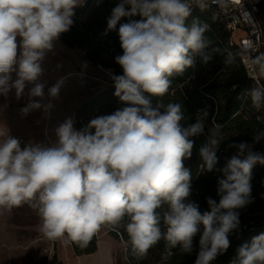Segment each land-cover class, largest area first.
Here are the masks:
<instances>
[{"label": "clouds", "instance_id": "1", "mask_svg": "<svg viewBox=\"0 0 264 264\" xmlns=\"http://www.w3.org/2000/svg\"><path fill=\"white\" fill-rule=\"evenodd\" d=\"M84 2L0 0V96L7 99L14 90L20 100L31 85L27 103L19 110L22 117L42 110L47 118L54 108L51 101L59 97L64 81L48 88L49 100L44 102L42 62L61 34L70 30L75 10ZM212 5L221 12L229 6L228 0H118L105 34L119 25L122 54L115 62L122 74L110 73V78L123 107L79 129L74 118L67 117L55 127L54 140L23 147L6 126L0 127V212L27 205L38 214L45 239L80 248H87L104 227L123 228L138 259L163 240L160 264H167L172 249L191 254L197 234L194 264H212L224 254L229 235L240 225L238 210L252 202V169L264 165V154L254 151V144L264 133H257L252 144H230L236 153L217 169L223 136L219 126L211 131L199 149L200 172L221 173L220 198H206L209 210L201 212L188 200L192 174L184 161L192 155L190 138L204 131V116L184 127L180 103L151 102V97L168 94L170 78L192 67L196 57L207 63L218 51L206 35L207 22L196 17L187 23L193 6L206 11ZM137 16L139 20L133 19ZM122 18L127 22L120 23ZM244 55L249 57L247 71L255 74L252 78L264 80V52L251 42L229 53L226 63ZM240 98L256 110L264 108V83L245 90ZM7 107L0 105V112ZM232 264H264V233L241 245Z\"/></svg>", "mask_w": 264, "mask_h": 264}, {"label": "trees", "instance_id": "2", "mask_svg": "<svg viewBox=\"0 0 264 264\" xmlns=\"http://www.w3.org/2000/svg\"><path fill=\"white\" fill-rule=\"evenodd\" d=\"M117 3L118 0H85L83 6L76 8L74 23L70 30L61 34L59 39L68 47L81 51L93 66L120 75L122 69L115 62V57L122 54L118 37L119 25L117 31L105 34L107 20ZM196 17L210 25L206 35L212 41V47L218 51L212 53V58L207 63L196 57L192 67L170 78L168 94L164 97H151V102L153 106L158 102L180 103L184 117L180 123L184 127L196 123L198 116H204V131L201 135L190 138L194 140L192 155L190 159L184 161L192 174L191 195L188 200L198 204L200 211L203 212L209 210L206 198L211 197L219 202L217 180L221 173L200 172L202 162L199 149L206 142L211 131L219 126L223 140L217 151L216 168L220 169L236 153L235 148L229 147L230 144L234 142L252 144L253 137L257 133H264V108L256 110L252 108L249 100L240 98L245 90L258 83H264V80L257 82L250 78L240 57L231 64L226 63L229 53H237L241 50L231 43L230 33L218 18L214 19L208 11L194 9L187 23L190 24ZM133 19L139 20L140 17ZM127 20L128 18H122L120 23H125ZM114 92L112 82L110 86L103 87L82 103L76 110L78 127L86 125L94 117L111 114L123 107L119 99L114 96ZM254 151L264 154V139L254 144ZM250 183L252 202L238 210L240 225L229 235L230 247L212 264H232L241 245L250 243L253 237L264 233V165L254 166ZM110 231L115 238L121 239L125 244L124 262L117 261V264H160L161 254L165 251L163 240L150 249L145 258L138 259L131 254L128 236L123 228L110 229ZM199 238L197 234L191 254L181 253L178 248L172 249L173 254L167 264H194L199 250ZM97 241V236H94L87 248H80L70 243L76 255H83L95 252ZM55 259L54 255L53 261Z\"/></svg>", "mask_w": 264, "mask_h": 264}, {"label": "rangeland", "instance_id": "3", "mask_svg": "<svg viewBox=\"0 0 264 264\" xmlns=\"http://www.w3.org/2000/svg\"><path fill=\"white\" fill-rule=\"evenodd\" d=\"M42 67L44 102L49 100L48 88L61 78L64 81L59 97L51 101L54 108L47 118L42 110L33 111L26 117L20 114L19 110L27 103V90L31 85L25 89V95L20 100H16L14 90L7 99L0 96V105H8L6 110L0 112V127L6 126L10 135L21 141V147L29 142L54 140L55 127L70 116L79 129L76 118L78 107L113 82L110 70L93 66L81 51L68 47L60 39L54 50L46 54ZM40 224L36 211L27 205L13 209L10 213L0 212V264H50L55 251L59 259L74 260L73 245L65 240L45 239L39 231ZM96 236L99 241L112 240L115 263L124 262L125 244L121 239L115 238L107 227L102 228Z\"/></svg>", "mask_w": 264, "mask_h": 264}, {"label": "built area", "instance_id": "4", "mask_svg": "<svg viewBox=\"0 0 264 264\" xmlns=\"http://www.w3.org/2000/svg\"><path fill=\"white\" fill-rule=\"evenodd\" d=\"M261 0H228V8L220 11L216 5H212L208 11L212 16L221 21L225 29L230 33L232 44L237 45L240 50L245 48L246 42L254 44L255 48L262 52L264 44V30L258 18ZM199 9L193 6L192 10ZM255 53H253L254 55ZM240 61L250 78L255 74L247 71L246 66L249 63V57L244 55ZM257 82L259 80L254 79Z\"/></svg>", "mask_w": 264, "mask_h": 264}, {"label": "crops", "instance_id": "5", "mask_svg": "<svg viewBox=\"0 0 264 264\" xmlns=\"http://www.w3.org/2000/svg\"><path fill=\"white\" fill-rule=\"evenodd\" d=\"M259 21L264 30V0H261L260 9L258 13ZM262 52H264V44L262 46ZM55 244V242H54ZM102 244V245H101ZM73 250V249H72ZM55 255V260L53 257ZM72 261H65L64 259L57 258L56 251L54 252L50 264H116L113 256V241L104 240L97 241V250L90 254L76 255ZM59 259V261H58ZM53 261V262H52Z\"/></svg>", "mask_w": 264, "mask_h": 264}]
</instances>
